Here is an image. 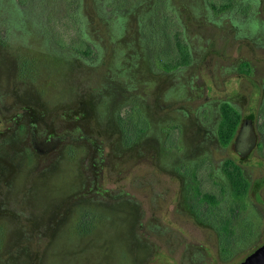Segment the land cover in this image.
Returning a JSON list of instances; mask_svg holds the SVG:
<instances>
[{"label": "rangeland", "instance_id": "obj_1", "mask_svg": "<svg viewBox=\"0 0 264 264\" xmlns=\"http://www.w3.org/2000/svg\"><path fill=\"white\" fill-rule=\"evenodd\" d=\"M224 101L260 147L221 145ZM195 179L217 206L196 211ZM263 243L264 0H0V264H239Z\"/></svg>", "mask_w": 264, "mask_h": 264}, {"label": "trees", "instance_id": "obj_2", "mask_svg": "<svg viewBox=\"0 0 264 264\" xmlns=\"http://www.w3.org/2000/svg\"><path fill=\"white\" fill-rule=\"evenodd\" d=\"M216 9V8H215ZM218 10V9H217ZM222 10V9H220ZM177 34L173 32L171 29L168 34L169 39L172 40V53L166 52V58H162L163 63L166 69L174 70L183 65H189L192 62V56L189 50V47L186 43H184L180 39H176ZM175 38V41L174 39ZM79 52L89 55L92 52V48H90L85 42L80 41L74 46ZM161 54V52H160ZM243 67L246 72L248 71L249 64L243 63ZM221 110V121L218 127V136L221 145L228 146L230 145L238 131V128L241 124L243 116L239 110H237L230 102L224 101L220 106ZM35 125V124H33ZM141 122H139V128L141 132H144L147 126L140 127ZM225 173L227 174L231 187V197L233 198V204L244 205L246 197L249 195L251 189V182L245 176L244 170L242 167L236 163L235 161L228 159L224 163ZM193 189L195 190V199L194 207H196V211L200 212L202 205H207L208 208H212L217 206L220 203V199L218 196L211 192H203L200 189V183L195 179V184L193 185ZM199 206V207H198ZM231 214V213H230ZM232 215V214H231ZM232 225L231 217L228 215L226 219L223 221L222 228L230 229ZM221 229V232L223 231Z\"/></svg>", "mask_w": 264, "mask_h": 264}, {"label": "water", "instance_id": "obj_3", "mask_svg": "<svg viewBox=\"0 0 264 264\" xmlns=\"http://www.w3.org/2000/svg\"><path fill=\"white\" fill-rule=\"evenodd\" d=\"M240 141L241 143H239V146L236 145L241 151H250L254 147L251 132L249 130L243 131V134L240 135ZM239 264H264V243Z\"/></svg>", "mask_w": 264, "mask_h": 264}, {"label": "flooded vegetation", "instance_id": "obj_4", "mask_svg": "<svg viewBox=\"0 0 264 264\" xmlns=\"http://www.w3.org/2000/svg\"><path fill=\"white\" fill-rule=\"evenodd\" d=\"M192 63V62H191ZM190 63V64H191ZM244 63V62H243ZM243 63H241V65H243ZM189 64V65H190ZM184 66H188V65H183V66H181V67H184ZM250 129V130H249ZM250 131L251 133H252V123L250 122V120H248V119H246V120H244V119H242V121H241V124H240V126H239V128H238V131H237V134H236V136H235V138H234V142L239 146V143H241V141H240V135H242L243 134V131ZM33 136H34V134H33ZM257 142V143H256ZM252 143H253V145L255 146V147H260L261 146V144L256 140V138H253L252 139ZM253 149V148H252ZM252 149L250 150V151H242V153L243 154H248V153H250V152H252Z\"/></svg>", "mask_w": 264, "mask_h": 264}]
</instances>
